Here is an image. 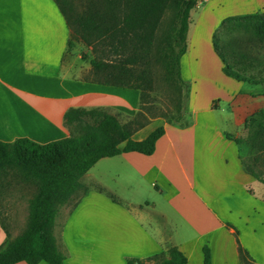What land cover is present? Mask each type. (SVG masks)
<instances>
[{
    "label": "crops",
    "instance_id": "crops-1",
    "mask_svg": "<svg viewBox=\"0 0 264 264\" xmlns=\"http://www.w3.org/2000/svg\"><path fill=\"white\" fill-rule=\"evenodd\" d=\"M205 2L194 26L192 12L199 5L191 12L187 52L181 60L183 77L188 76L184 59L189 70L194 60L204 70L210 64L201 56L207 55L222 75L208 81L224 87L222 99L233 109L219 117L213 103L218 97L206 100L203 109L199 99L191 97V126L153 121L137 131L133 139L140 141L156 129L153 124L166 130L152 155L131 152L116 157L125 164L127 179H144L158 188L161 200L126 199L122 207L84 197L63 225L59 221L56 238L66 264H127V257L146 258L170 247H178L188 264H204L205 245L211 249L213 264H242L236 231L255 262L264 264V183L246 170L242 145L227 137L247 135L246 119L258 105L251 97L260 88L249 89L248 83L225 76L213 43L215 20L264 13V0H224L225 9H218V0ZM205 17L211 25L202 24ZM71 35L55 0H0V140L27 137L45 144L66 138L70 130L64 116L71 108H103L116 115L137 111L139 91L85 79L91 61L82 65L78 50L91 49L77 41L70 49ZM201 42L208 45L201 48ZM85 205L91 213L115 220L104 221L99 237L89 234L92 225L76 222ZM5 239L0 225V245Z\"/></svg>",
    "mask_w": 264,
    "mask_h": 264
},
{
    "label": "trees",
    "instance_id": "trees-1",
    "mask_svg": "<svg viewBox=\"0 0 264 264\" xmlns=\"http://www.w3.org/2000/svg\"><path fill=\"white\" fill-rule=\"evenodd\" d=\"M55 1L72 31L69 48L77 41L92 51L87 81L137 90L143 105L156 85L155 67L162 66L167 82L173 83L182 97L187 84L182 76L181 60L187 52L191 12L198 6V0H86L81 10L74 0ZM170 11L173 13L170 26L159 34ZM230 19H225L221 27ZM242 19L246 30L258 39L264 38V13L247 14ZM213 43L228 77L250 85L264 83V77L256 78L247 72V67H238L239 62L247 59V53L230 43L221 48L215 35ZM183 119L184 115L180 114L174 122L181 123ZM148 120L143 111L122 123L116 114L103 108H71L64 116L70 130L66 138L45 144L27 137L11 142L0 140V225L6 234L0 245V264H66V254L55 236L56 220L62 208L79 191L87 194L82 177L100 160L123 153L152 155L155 152L157 142L165 135L164 126L157 127L143 140L133 139ZM247 127V141L256 156L245 167L264 183V172L259 173L253 167L261 164L264 155V109L249 118ZM227 137L239 145L245 142L231 134ZM21 185L33 186L36 192L29 200L24 229L13 237L3 201L11 190ZM236 237L241 263L257 264L242 246L237 231ZM203 254L204 264H213L208 245L203 247ZM126 263L188 264V259L178 247H170L146 258L127 257Z\"/></svg>",
    "mask_w": 264,
    "mask_h": 264
},
{
    "label": "rangeland",
    "instance_id": "rangeland-1",
    "mask_svg": "<svg viewBox=\"0 0 264 264\" xmlns=\"http://www.w3.org/2000/svg\"><path fill=\"white\" fill-rule=\"evenodd\" d=\"M74 1L76 2L77 7L80 10L87 2L86 0ZM218 1V9H225L226 6L224 5V0ZM201 2L202 4L200 5ZM198 5L199 7L192 12L191 26H194V24L198 21L201 13L204 10L206 2L204 0H198ZM258 13L262 14L263 12ZM244 15L247 14L229 17L231 19L228 20L223 27H221V23L224 20L221 23H219L218 20H215L214 27H216V31L214 35L216 36V40L218 41V44L219 46H221V48L225 44L230 43L237 47L239 51L247 53V59H244V61L238 63L239 68L247 67V72L249 74H254L256 78L264 77V38L258 39L252 33V31H248L245 29V21L242 19ZM172 19L173 13L170 11L166 14L163 20L159 34H161L170 26V22ZM211 23L212 22L207 21L205 17L202 24L209 26L211 25ZM207 45L208 44L205 42L200 43L201 48H204ZM78 54L80 57V63L82 65L90 64V61L93 59V54L90 50L87 51V49H79ZM201 57L206 63L210 64L207 67L205 66L206 68L204 70H200L199 67L195 65L194 59L193 64H191L192 67L190 68V70L187 67L189 62L188 59L186 58L184 59L185 61H183V69L188 76L185 78L183 77L184 81L187 84V87L183 88L182 97L180 96L177 87H175L173 83L167 82L165 77L166 71L163 69V67L156 66V85L154 90L150 93L149 98L146 100V102L143 103V105H141V101H139L138 109L135 113L128 114L122 112L117 114L120 121L122 123H126L134 118L137 112L143 111L145 117L149 119L147 121V125H149L153 121H162L173 126L189 127L193 124L194 121V117L191 111V97H197L199 99L198 107H200L201 109L205 107L206 100H209V98L218 97L215 98L213 102L214 106L216 107L214 109L217 110L216 114H218L220 117L221 114L223 116V113L225 114V112H230L233 109V106L231 107L232 104L222 99V95H224V87L220 86L219 88H216L212 85L211 82L213 79H217V77H222V75L215 71L214 67L209 62L210 60L207 55H202ZM89 76L90 73H87L85 75V79ZM246 86L249 89H260H258L253 94L255 97H251V100L254 101V105L258 103L257 108L248 116L245 122L247 135L243 137L245 142L241 147V158L244 164L252 163L253 158L256 156L255 152L251 150L250 145L247 141L249 136V128L247 127L248 120L258 111L264 109V83L259 85L247 84ZM239 101H242V99L240 98ZM235 104L237 105L238 103L236 102ZM107 111L112 112L110 110ZM180 114L184 115L183 121L181 123L174 122L175 118ZM169 120H171L172 122L168 123ZM188 123L191 124L186 125ZM159 126V124L152 125V127L155 128ZM253 167L259 173L264 172V155L262 156L261 164H253ZM126 170L127 168L122 162L121 157H115L102 159L88 173H86L82 177L81 181L88 188V192L84 195L83 190L79 191L72 198L70 203L62 208L61 215L57 218L56 221V237L59 235V221L61 225H63L64 221H67L70 216L69 213L75 208L76 203L81 198L82 201L84 197L90 196L91 199H101V201L105 203L106 206H110V204L116 203L121 204L122 207H126V204H122L126 203V199L134 203H139V201L141 202L144 199H149L150 201H156V199L161 200V197L159 196V193L157 191L158 188L154 187L152 184H149L140 177L127 179L125 176L126 173L124 174L123 172ZM159 186L161 188L163 186L161 180L159 181ZM35 192L36 188L33 186H16V188L11 190L9 195L3 201L4 214L6 216L9 230L13 237H16L18 234H20L26 225L28 218L29 200L35 194ZM83 210L84 211L82 217L77 215L76 222L78 224L92 225L89 234L95 238L102 235V228H100V226L103 225L104 221H110L112 223L115 222L113 217L105 218L91 213V210L88 209L87 205L83 207ZM129 222H132L131 218L129 219Z\"/></svg>",
    "mask_w": 264,
    "mask_h": 264
},
{
    "label": "built area",
    "instance_id": "built-area-1",
    "mask_svg": "<svg viewBox=\"0 0 264 264\" xmlns=\"http://www.w3.org/2000/svg\"><path fill=\"white\" fill-rule=\"evenodd\" d=\"M205 1V0H204Z\"/></svg>",
    "mask_w": 264,
    "mask_h": 264
}]
</instances>
